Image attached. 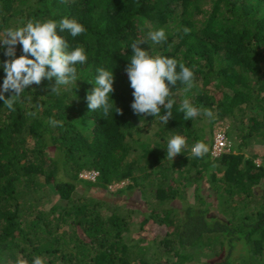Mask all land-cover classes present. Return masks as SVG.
<instances>
[{"label":"trees","instance_id":"trees-1","mask_svg":"<svg viewBox=\"0 0 264 264\" xmlns=\"http://www.w3.org/2000/svg\"><path fill=\"white\" fill-rule=\"evenodd\" d=\"M64 17L86 29L58 33L70 50L86 51L77 84L60 95L51 93L55 78L32 84L15 112L0 101V264L17 256L29 264L35 256L45 264H264V154L242 152L254 139L264 148V0H0V34ZM161 27L167 42L139 46L194 66L189 92L169 84L167 124L163 107L156 117L134 114L125 71L131 44ZM4 52L0 45V65ZM101 67L114 76L107 116L86 100ZM5 75L0 67V87ZM185 98L213 117L184 120ZM237 114L247 115L236 149L214 156V124ZM50 117L63 126L47 124ZM152 125L156 140L139 137ZM177 134L187 146L172 161L166 147ZM200 141L209 149L203 158L191 153ZM49 190L57 200L47 207Z\"/></svg>","mask_w":264,"mask_h":264},{"label":"clouds","instance_id":"clouds-1","mask_svg":"<svg viewBox=\"0 0 264 264\" xmlns=\"http://www.w3.org/2000/svg\"><path fill=\"white\" fill-rule=\"evenodd\" d=\"M85 31L83 24L67 17L59 21L30 19L22 26L4 29L0 34V45L5 47L4 54L9 59L0 65L6 74L0 87V101H3L7 109L15 112L14 105L20 101L25 89L32 84H40L44 79L55 78V83L50 85V88L51 93L56 95H60L61 86L77 84L79 77L76 65L87 62L86 51L82 45L70 50L67 40L58 33L68 32L72 37H77ZM183 32L188 34L190 29L185 27ZM167 39L166 30L161 27L149 31L146 40L133 42L130 63L125 69L133 89L131 108L134 114L156 117L160 116L163 107L166 113L160 116V120L164 124L172 117L175 103L169 84L176 85L177 81H180L185 85V92L194 87V66L190 68L185 63L165 55H151L148 50L139 46L145 41L161 44L167 42ZM17 44L22 46V54L18 57L15 47ZM113 82L112 71L103 67L97 69L94 88L86 96L90 112L102 110L104 116L109 115L115 106L109 102V96L114 91ZM5 93L12 94L6 98ZM179 110L184 113V120H191L201 114L213 117L210 109L197 108L187 98L181 102ZM115 112L122 114L119 108H116ZM27 115L35 117L36 112L29 111ZM46 123L52 127L63 126L62 121L51 117ZM186 146L184 136H172L167 142L166 158L173 161ZM208 151V146L202 141L196 142L191 148L192 156L198 158H203ZM13 264H29V261L17 256ZM31 264H45V260L41 256H35Z\"/></svg>","mask_w":264,"mask_h":264},{"label":"rangeland","instance_id":"rangeland-1","mask_svg":"<svg viewBox=\"0 0 264 264\" xmlns=\"http://www.w3.org/2000/svg\"><path fill=\"white\" fill-rule=\"evenodd\" d=\"M247 115V114H246ZM246 115L244 117L243 114H237L235 117H232V118H226V119H223L217 123L214 124V140H215V137H216V134L217 132L221 129L223 130H227L228 133H229V139L232 143V148H235L236 149V146H237V143L235 142V136H236V133L239 129V125L241 124L242 120H244L246 118ZM157 128L158 126L157 125H152V126H148L147 128H144L140 134H139V137H142L143 139H146V140H156L157 139ZM242 152H245L247 155L249 154H254V153H261V154H264V148L261 144V141L258 139H254L250 142V144L247 146V147H244L242 149ZM264 159L262 157H259L257 158V162L258 163H261ZM67 175V174H65ZM128 183V180H126V182H121V183H117V184H114L112 185L110 188L112 191H116L117 189L121 188L122 186H124L125 184ZM50 192V195L48 200L50 201V203H48L47 207H50L51 204L57 200V197L55 196V193L54 192ZM53 195H52V194ZM138 214H134V216H137ZM160 229H159V233H160ZM154 232H157L156 230ZM141 233V232H140ZM140 235V234H139ZM153 255V250H149L148 252V256L149 257H152ZM195 261H198V260H195ZM194 261V262H195ZM193 262V263H194ZM193 263H189V264H193Z\"/></svg>","mask_w":264,"mask_h":264},{"label":"built area","instance_id":"built-area-1","mask_svg":"<svg viewBox=\"0 0 264 264\" xmlns=\"http://www.w3.org/2000/svg\"><path fill=\"white\" fill-rule=\"evenodd\" d=\"M231 147H232V143L228 139V137L226 136L225 130L220 129L217 132L215 140H214V144H213V148H212V154L214 156H219L224 152L230 151ZM96 175H97L96 172H88V171H84L81 174V176L84 178H92V179H94Z\"/></svg>","mask_w":264,"mask_h":264}]
</instances>
